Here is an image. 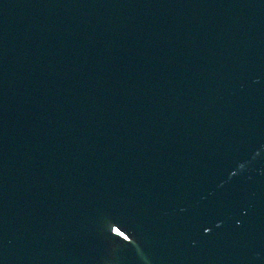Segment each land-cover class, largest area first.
<instances>
[{
    "label": "water",
    "instance_id": "obj_1",
    "mask_svg": "<svg viewBox=\"0 0 264 264\" xmlns=\"http://www.w3.org/2000/svg\"><path fill=\"white\" fill-rule=\"evenodd\" d=\"M0 264H264V0H0Z\"/></svg>",
    "mask_w": 264,
    "mask_h": 264
}]
</instances>
